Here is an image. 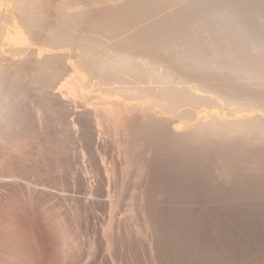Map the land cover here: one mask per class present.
Instances as JSON below:
<instances>
[{
	"label": "rangeland",
	"instance_id": "374dc122",
	"mask_svg": "<svg viewBox=\"0 0 264 264\" xmlns=\"http://www.w3.org/2000/svg\"><path fill=\"white\" fill-rule=\"evenodd\" d=\"M97 1V12L127 2ZM141 1L148 23L170 21L184 8L189 20L200 15L201 8L190 6L196 0ZM186 23L188 33L192 25ZM35 84L31 88L39 99L23 107L12 129L0 135V264H153L147 245L152 240H158L163 264L175 263L169 255L177 247L181 258L183 251L190 253L188 258L198 252L192 260L200 264L219 263L218 256L223 264H264V142H201L175 118L156 120L148 111L139 121L109 112L111 119L108 112H91L92 105L63 96L51 84L36 92L41 84ZM133 155L137 161L128 159ZM189 160L201 163L190 182L184 179ZM198 233L205 234L206 242H195ZM215 235L221 239L217 245Z\"/></svg>",
	"mask_w": 264,
	"mask_h": 264
},
{
	"label": "bare ground",
	"instance_id": "6f19581e",
	"mask_svg": "<svg viewBox=\"0 0 264 264\" xmlns=\"http://www.w3.org/2000/svg\"><path fill=\"white\" fill-rule=\"evenodd\" d=\"M134 1L107 4L97 12V0H0V135L12 129L23 107L39 99L31 88V83H39L41 86L36 92H42L51 84L52 89L56 88L63 96L68 93L92 105L90 111L94 109L102 116L111 112L117 116H134L136 120L144 119L149 111L152 118H175L183 130L201 142L241 141L248 146L264 142V0H196V5L190 6L201 8L197 18L189 20V12L184 8L172 13L168 17L170 21L150 23L143 18L146 13L143 1ZM183 21L192 25L188 33ZM121 119L118 121L124 120ZM186 165L184 179L189 181L199 170L193 160ZM190 229L187 230L192 236L194 230ZM169 239L168 235L165 240L169 242ZM197 240L206 242L205 234L195 235V242ZM214 240L217 245L221 239L215 235ZM157 241L152 240L147 245L152 263L163 264ZM179 250L177 247L169 255L175 263L167 261L168 264H200L192 260L198 252L188 258L190 253L183 251L181 258ZM214 257L210 255L211 259ZM218 258L221 261L222 257Z\"/></svg>",
	"mask_w": 264,
	"mask_h": 264
}]
</instances>
